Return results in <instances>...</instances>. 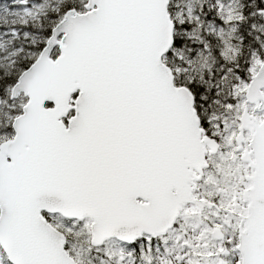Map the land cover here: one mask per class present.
I'll return each mask as SVG.
<instances>
[{
  "label": "snow or ice",
  "instance_id": "1",
  "mask_svg": "<svg viewBox=\"0 0 264 264\" xmlns=\"http://www.w3.org/2000/svg\"><path fill=\"white\" fill-rule=\"evenodd\" d=\"M0 264H264V0H0Z\"/></svg>",
  "mask_w": 264,
  "mask_h": 264
}]
</instances>
